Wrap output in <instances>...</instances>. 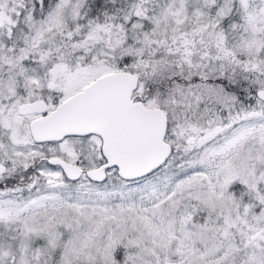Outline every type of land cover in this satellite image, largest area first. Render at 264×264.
<instances>
[{"label":"snow or ice","instance_id":"snow-or-ice-1","mask_svg":"<svg viewBox=\"0 0 264 264\" xmlns=\"http://www.w3.org/2000/svg\"><path fill=\"white\" fill-rule=\"evenodd\" d=\"M0 264H264V0H0Z\"/></svg>","mask_w":264,"mask_h":264}]
</instances>
